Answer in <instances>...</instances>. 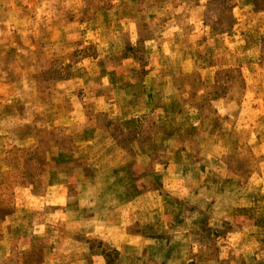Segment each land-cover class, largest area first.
Listing matches in <instances>:
<instances>
[{
    "label": "rangeland",
    "instance_id": "obj_1",
    "mask_svg": "<svg viewBox=\"0 0 264 264\" xmlns=\"http://www.w3.org/2000/svg\"><path fill=\"white\" fill-rule=\"evenodd\" d=\"M264 264V0H0V264Z\"/></svg>",
    "mask_w": 264,
    "mask_h": 264
},
{
    "label": "crops",
    "instance_id": "obj_2",
    "mask_svg": "<svg viewBox=\"0 0 264 264\" xmlns=\"http://www.w3.org/2000/svg\"><path fill=\"white\" fill-rule=\"evenodd\" d=\"M233 261H234V260H230V261H229V264H232V263H233Z\"/></svg>",
    "mask_w": 264,
    "mask_h": 264
}]
</instances>
